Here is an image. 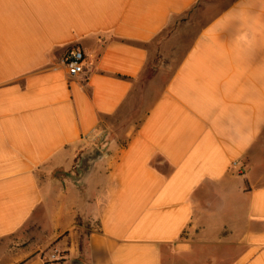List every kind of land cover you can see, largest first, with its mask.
Segmentation results:
<instances>
[{"label":"crops","instance_id":"obj_1","mask_svg":"<svg viewBox=\"0 0 264 264\" xmlns=\"http://www.w3.org/2000/svg\"><path fill=\"white\" fill-rule=\"evenodd\" d=\"M0 264H264V0H0Z\"/></svg>","mask_w":264,"mask_h":264},{"label":"built area","instance_id":"obj_2","mask_svg":"<svg viewBox=\"0 0 264 264\" xmlns=\"http://www.w3.org/2000/svg\"><path fill=\"white\" fill-rule=\"evenodd\" d=\"M84 60L85 58L81 51H73L68 55L65 60V65L71 78L78 77L83 72ZM62 258V253L54 249L48 254L46 262H59Z\"/></svg>","mask_w":264,"mask_h":264},{"label":"rangeland","instance_id":"obj_3","mask_svg":"<svg viewBox=\"0 0 264 264\" xmlns=\"http://www.w3.org/2000/svg\"><path fill=\"white\" fill-rule=\"evenodd\" d=\"M51 251H52V249H51ZM44 253H49V251L47 250V251H44Z\"/></svg>","mask_w":264,"mask_h":264}]
</instances>
